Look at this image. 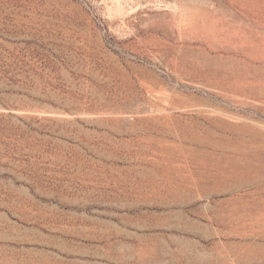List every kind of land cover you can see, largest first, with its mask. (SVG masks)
<instances>
[{"label": "rangeland", "instance_id": "1", "mask_svg": "<svg viewBox=\"0 0 264 264\" xmlns=\"http://www.w3.org/2000/svg\"><path fill=\"white\" fill-rule=\"evenodd\" d=\"M0 98V264H264V0H0Z\"/></svg>", "mask_w": 264, "mask_h": 264}, {"label": "trees", "instance_id": "2", "mask_svg": "<svg viewBox=\"0 0 264 264\" xmlns=\"http://www.w3.org/2000/svg\"><path fill=\"white\" fill-rule=\"evenodd\" d=\"M0 103L4 105H8V102H6L3 98H0ZM11 115V113H9Z\"/></svg>", "mask_w": 264, "mask_h": 264}]
</instances>
